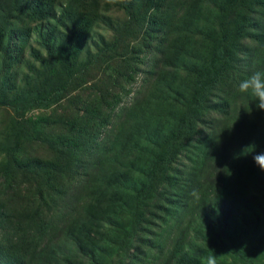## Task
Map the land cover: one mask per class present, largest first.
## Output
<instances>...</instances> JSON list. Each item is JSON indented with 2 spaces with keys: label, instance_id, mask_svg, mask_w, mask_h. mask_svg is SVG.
<instances>
[{
  "label": "rangeland",
  "instance_id": "obj_1",
  "mask_svg": "<svg viewBox=\"0 0 264 264\" xmlns=\"http://www.w3.org/2000/svg\"><path fill=\"white\" fill-rule=\"evenodd\" d=\"M254 71L264 0H0V174L40 166L54 235L24 245L1 222L0 264H264V111L238 90ZM3 186L17 218L34 187Z\"/></svg>",
  "mask_w": 264,
  "mask_h": 264
},
{
  "label": "trees",
  "instance_id": "obj_2",
  "mask_svg": "<svg viewBox=\"0 0 264 264\" xmlns=\"http://www.w3.org/2000/svg\"><path fill=\"white\" fill-rule=\"evenodd\" d=\"M66 64V63H65ZM48 98H40L39 96L35 98H30L27 100L24 99H17L15 98L13 100L14 104V113L20 114L21 113V108L24 109L27 106L25 105H31L33 101H42V100H49L51 99V95L47 96ZM22 103V104H21ZM17 116V115H16ZM23 121V119H21ZM15 124L17 121H14ZM186 128L182 127L178 130V133L181 132V129ZM11 165H14L12 169H16L17 171L21 172V176H18L19 174H16L14 172H11V174H0L2 178H0V181L4 182L3 188L5 190H12V189H17L20 187L21 191L23 190L24 192H27L28 188L27 185H33V191L32 193L27 196L26 202L24 204L20 203L18 204V207L21 208L23 205L24 207L21 208V212H19L18 217H12L9 218L7 216L6 212L0 213V224L1 222H9L10 223V228L12 229V236L14 238V242L16 239V242L18 241L19 243H23L24 245L27 243H30L33 239L40 241L41 239H46L45 236L50 232L53 235V231L47 226L49 221H45V214L50 215L51 211L49 212L48 204H49V199L50 197L48 194H46L45 190L40 187L37 184H33L36 182V179H39V173L41 172V168L39 165L31 164V165H15L16 164V159L11 160ZM21 163V161H19ZM30 164V163H29ZM46 170V168H45ZM10 172V170H9ZM111 184L116 183L113 179L110 180ZM177 183V181H175ZM174 182V184H175ZM147 187L145 185L141 190L139 195L143 194L144 189ZM44 190V191H43ZM14 191V190H12ZM24 197V196H23ZM12 200V198H10ZM1 202V201H0ZM180 204V203H179ZM2 204H0L1 206ZM182 205V204H180ZM96 206H100V201H96ZM3 207V205H2ZM173 208L169 209L167 211L166 216L162 219V223L164 222L162 231H161V236L155 237L154 243H156V249L155 251L158 254H163L167 253L168 257L173 256L176 252L179 251L178 249H175L177 246H180L179 244H176L177 241L173 242L174 236L177 233V225L180 224L182 213L176 211V209L172 210ZM90 209L85 214L90 215ZM88 228L81 226L79 230L74 232L71 235H75L76 239H84V238H89L90 233ZM93 234V233H91ZM66 235L64 234V237ZM92 239H94V235L92 236ZM10 240V239H9ZM176 244V245H175ZM8 248H3L2 251H6ZM183 249V248H182ZM175 250V251H174ZM199 249H197V252ZM183 252V251H182ZM1 253L0 256L3 254ZM184 253H187V251H184Z\"/></svg>",
  "mask_w": 264,
  "mask_h": 264
},
{
  "label": "clouds",
  "instance_id": "obj_3",
  "mask_svg": "<svg viewBox=\"0 0 264 264\" xmlns=\"http://www.w3.org/2000/svg\"><path fill=\"white\" fill-rule=\"evenodd\" d=\"M238 90L240 93L250 94L254 98L256 108L264 111V72L254 71L246 79L240 81ZM253 161L261 171H264V152H257L253 156ZM189 195L194 201L200 198L198 189H193ZM200 264H218V255L211 249L208 255L201 257Z\"/></svg>",
  "mask_w": 264,
  "mask_h": 264
}]
</instances>
